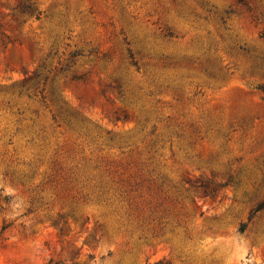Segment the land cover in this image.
Wrapping results in <instances>:
<instances>
[{"label": "rangeland", "instance_id": "rangeland-1", "mask_svg": "<svg viewBox=\"0 0 264 264\" xmlns=\"http://www.w3.org/2000/svg\"><path fill=\"white\" fill-rule=\"evenodd\" d=\"M264 0H0V264H264Z\"/></svg>", "mask_w": 264, "mask_h": 264}, {"label": "trees", "instance_id": "trees-1", "mask_svg": "<svg viewBox=\"0 0 264 264\" xmlns=\"http://www.w3.org/2000/svg\"><path fill=\"white\" fill-rule=\"evenodd\" d=\"M261 213L264 214V202L259 204L255 209L252 210L251 215L249 217V221L241 225L240 232L243 233L248 223L251 222L258 214ZM49 264H54V263L50 262Z\"/></svg>", "mask_w": 264, "mask_h": 264}]
</instances>
